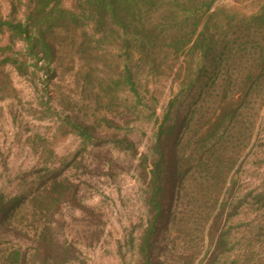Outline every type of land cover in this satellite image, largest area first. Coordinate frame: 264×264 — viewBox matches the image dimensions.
I'll list each match as a JSON object with an SVG mask.
<instances>
[{"label":"trees","instance_id":"1","mask_svg":"<svg viewBox=\"0 0 264 264\" xmlns=\"http://www.w3.org/2000/svg\"><path fill=\"white\" fill-rule=\"evenodd\" d=\"M218 1L0 0V123L77 142L59 157L33 132L36 163L14 174L0 147V264H88L110 235L94 196L127 176L143 211L120 264H221L264 106V0Z\"/></svg>","mask_w":264,"mask_h":264},{"label":"rangeland","instance_id":"2","mask_svg":"<svg viewBox=\"0 0 264 264\" xmlns=\"http://www.w3.org/2000/svg\"><path fill=\"white\" fill-rule=\"evenodd\" d=\"M233 5L238 6L246 14L257 9L251 0H219L216 4L217 7ZM16 85L21 90L23 100H28V90L25 86ZM33 132L47 137L53 143L54 152L59 157L72 152L77 145L71 137L55 136V127L50 122L36 121L24 116L21 123H13L9 115L4 114V119L0 123V147L7 153L11 174L36 163L34 155L25 143L27 136ZM239 163L234 176L236 184L232 199L233 202L240 200L242 202L237 213L227 222V226L231 227L229 239L232 242V249L222 255L220 262L264 264V207L262 203L255 201L256 194L264 191V106L260 112L258 128L254 131L252 141ZM137 187L134 179L127 176L119 187H103L95 194L93 202H101L106 212L110 235L96 247L81 248L88 264H120L116 241L122 237L131 223L138 221L143 211Z\"/></svg>","mask_w":264,"mask_h":264}]
</instances>
